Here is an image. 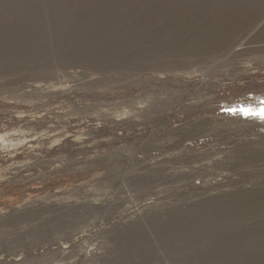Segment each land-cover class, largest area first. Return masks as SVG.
<instances>
[{
    "label": "rangeland",
    "instance_id": "rangeland-1",
    "mask_svg": "<svg viewBox=\"0 0 264 264\" xmlns=\"http://www.w3.org/2000/svg\"><path fill=\"white\" fill-rule=\"evenodd\" d=\"M261 108L264 0H0V264H264Z\"/></svg>",
    "mask_w": 264,
    "mask_h": 264
},
{
    "label": "snow or ice",
    "instance_id": "snow-or-ice-1",
    "mask_svg": "<svg viewBox=\"0 0 264 264\" xmlns=\"http://www.w3.org/2000/svg\"><path fill=\"white\" fill-rule=\"evenodd\" d=\"M245 114H248V112L246 111ZM254 114L260 115L261 118H264V108L257 110Z\"/></svg>",
    "mask_w": 264,
    "mask_h": 264
}]
</instances>
